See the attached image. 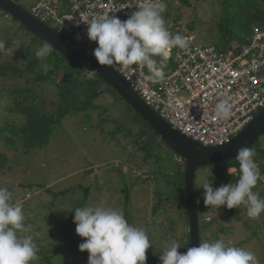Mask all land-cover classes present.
Wrapping results in <instances>:
<instances>
[{
    "label": "trees",
    "instance_id": "obj_1",
    "mask_svg": "<svg viewBox=\"0 0 264 264\" xmlns=\"http://www.w3.org/2000/svg\"><path fill=\"white\" fill-rule=\"evenodd\" d=\"M181 1L183 4H190L189 0ZM214 1H219L220 5L222 4L221 7L225 5L228 11L224 12L223 18L216 25L212 24L214 28L212 32L210 31V35L207 34V38L208 42L220 45L222 52L232 49L235 43L243 46L252 37L255 27L264 26V0ZM229 4L233 6L232 11L229 10ZM0 17L4 20V23L0 22V40L5 42L6 49H13L11 53L0 52V142L4 140L2 147L9 151V153L2 151L0 147V166L5 168V164H10L9 155H12L15 161L20 162L19 165L32 168L34 166L32 160L37 159V156L50 146L51 139L68 119L79 118V122L89 123L91 128L97 118L102 143L108 146L113 143L115 151L124 156L123 159L115 160L127 161H124L122 165L117 164L118 162L116 165L114 163L110 170H106V166L110 163L102 167L104 169L102 178L107 179L104 187L108 186V183H113V179L115 181L119 179L116 183H121L118 185L119 188L120 185L124 186L121 192L125 195L122 209L121 202L118 203L119 210L133 226L136 221L130 208L131 194L135 185L132 181L147 185L150 183L155 187L153 195L156 203L153 206L152 218H156L158 213H161V219L160 217L154 219L150 222V226L147 225L148 223L146 227L142 226L152 245L154 244L153 250L146 253V264H161V251L166 241L178 242L181 245L178 251L186 252L187 248L191 247V243L185 195V161L177 162L175 159L177 154L103 80L97 76L89 78L87 70L54 50L43 60L37 58L36 50L44 43L1 9ZM188 29L193 30V27L188 26ZM6 35L7 38H5ZM122 104H126L127 107H122ZM121 116L127 117L131 124L124 122ZM90 133L93 134L92 129ZM258 141L252 149L255 151L254 159L260 173L264 176V144L259 145ZM165 151L173 154L172 161L175 166L166 158ZM125 163L129 166V172L123 171L126 167ZM146 166H151L153 170L144 171L148 168ZM208 168L214 169V174L208 179L214 188L228 183L235 184L239 176L238 161ZM228 168H235L237 171L230 176L227 172ZM12 169L10 164L1 174L5 176ZM134 172H139V176L135 177ZM130 175L134 176L133 180L127 179ZM96 176L93 180L98 178ZM95 182L98 183L96 180ZM5 183L6 187H11L9 191L14 193L16 188ZM162 184L167 188L165 191L161 189ZM40 186L42 184L29 183L23 187L33 190ZM97 187L96 190L99 193L103 192ZM253 190L260 198H264V180L259 181ZM70 191L72 189L59 193L49 190V193L56 199L58 196H66ZM85 191V200H87L90 188ZM195 193L200 218V243L214 242L218 239H224L227 242L229 223L234 221L232 218L236 222L239 219V213L235 212V208L206 207L203 194L198 190L196 182ZM34 199L29 200L26 205V209L31 211L30 214L33 213L35 219L40 220L47 211L46 216L43 217L45 222L49 226L56 223L48 212L52 211L50 207L55 204L46 205L41 202L32 205L30 201ZM96 202L98 207L102 206V201L97 199ZM108 205L110 203L106 207ZM78 207H84V203L77 201L75 209ZM71 214L72 217L68 223H57L64 232H69L74 225V211ZM210 216L213 219L207 221L206 218ZM228 216L231 218L229 219ZM29 224L27 218L25 225ZM262 229L264 230V221L255 225L253 235L260 239L258 248H262L259 250L262 252L264 263V231L261 232ZM52 232V236H55V232L58 231L54 229ZM245 243L240 242L235 246L240 247ZM72 246L73 250L68 251ZM44 249L37 254L42 256L38 264H76L77 261L88 264L89 254L86 251L81 252L77 240L70 237L68 241L58 239ZM79 253L84 257L81 260L76 257Z\"/></svg>",
    "mask_w": 264,
    "mask_h": 264
},
{
    "label": "clouds",
    "instance_id": "obj_2",
    "mask_svg": "<svg viewBox=\"0 0 264 264\" xmlns=\"http://www.w3.org/2000/svg\"><path fill=\"white\" fill-rule=\"evenodd\" d=\"M116 6L95 15L91 20H79L87 25V36L98 46L93 55L100 66H108L117 72L134 75L137 70L147 69V78L153 82L165 80L163 67H157L154 57H161L162 63L171 57L173 48L186 49V37L173 35L165 26L163 13L167 5L164 0H144L136 5L137 11L122 21L112 15L121 9ZM29 12V11H28ZM55 31V30H54ZM13 52L0 40V52ZM53 51L52 45L44 43L35 55L43 60ZM94 78L96 70H89ZM217 120H227L232 114L228 100L215 105ZM255 151L251 147L238 150L235 159L239 163V176L235 184L228 183L214 188L212 183L202 186L206 207L227 209L244 206L251 219H258L264 213V198L253 189L264 180L256 163ZM237 169L228 168L230 176ZM12 194L0 187V264H32L37 259L38 246L31 235H22L27 229L22 204L11 203ZM73 223L76 234L83 238L79 244L81 252L87 251L88 264H146L147 250L152 247L146 231L130 224L122 211L101 207H78L74 210ZM176 241L165 242L160 256L161 264H258L254 253L230 245L224 239L199 243L181 253Z\"/></svg>",
    "mask_w": 264,
    "mask_h": 264
},
{
    "label": "rangeland",
    "instance_id": "obj_3",
    "mask_svg": "<svg viewBox=\"0 0 264 264\" xmlns=\"http://www.w3.org/2000/svg\"><path fill=\"white\" fill-rule=\"evenodd\" d=\"M14 1L24 7L27 11H31L37 2V0ZM164 2L167 5V8L163 13L165 26L173 35L180 34L182 36H191L194 38L197 45H213L217 50L221 51L222 48L220 45L215 44V42H213V44L210 43V41L208 42L207 34L210 35L214 25L223 18L222 16L224 15V12L228 11L225 9V5L224 7H221L222 4L220 5L219 1L214 0H189L190 4H183L181 0H164ZM229 10H233L231 4H229ZM0 22L4 23V20L1 17ZM188 26H192L193 30H189ZM260 28L264 29V26H260ZM7 37L8 36L6 35L5 38ZM233 45V47L241 48V45H236V43ZM159 59L161 60V58ZM178 96L185 95L180 93ZM125 106L126 104H122V107ZM121 118L124 122L131 124L127 117L121 116ZM98 121L99 119L96 118L93 122V126L90 128L91 124L79 122V118L68 119L63 126L58 129L57 134L51 139L50 146L42 151L39 156L36 155L38 157L37 159L32 160V163L34 164L32 168L19 165L20 162L18 160L15 161V158L12 155H9L11 159L9 162L13 168L11 172L3 176L1 172L6 170L10 164H5V168L0 166V187L9 190L11 187L5 186V182H7L16 188L15 192L11 193L12 201L10 202L22 204L25 220L28 218L30 223L29 225H26L27 230L22 233V235L33 236L34 242L39 249L38 252H43L45 250L44 248L55 243L58 239L68 241V238L70 237L77 240L78 244L84 242L83 238L76 234L75 224L69 232H64L57 224H65L69 222V219L72 217L71 213L74 211L77 201L83 202L84 206L95 208L99 206L96 202V200L99 199V201H102L101 208H112L117 210H119L118 203L121 202L120 207L121 209L123 208L125 195L121 190H123L124 186L120 185L119 188L118 185L121 183H116L119 179L117 181L113 179V183H108L109 185L104 187V182H106L107 179L102 178L104 173L102 167L110 163L106 166V170H110L114 163L116 165L118 162L117 164L122 165L126 160H115L120 158L123 159L124 156L119 155L115 151L113 143L109 144L110 146L102 143L101 136L99 135L100 130L98 129ZM91 129L93 134L90 133ZM3 141L0 142V147L3 146ZM258 144H264V135L259 138ZM1 149L2 151L9 153L5 148L2 147ZM165 155L167 159L172 161V153L165 151ZM139 162L142 163L141 160H139ZM173 164L175 163L172 161V165ZM124 165H126V167L123 168V171L129 172L130 169L128 164L125 163ZM146 167L148 168H145L144 171L153 170L151 166ZM212 174H214L213 168H201L197 171L196 185L202 194L204 192L202 186L205 182H208V179ZM134 175L135 177H138L139 172H134ZM95 176L98 178L93 180V177ZM108 177H110V175ZM133 177L134 176L130 175L127 176V179L133 180ZM162 177L163 174L160 178L162 179ZM95 180L98 183H96ZM29 183L42 184V186L39 188L36 187L33 190L29 187H23ZM132 183L135 185L134 190L132 191L133 193L131 194L130 208L133 216H135V226L141 228L142 226H150V222L154 219L159 217L161 219V213H158L156 218H152L153 206L154 203H156L153 195L155 187L150 183L149 185L141 184V182L135 183L133 181ZM97 185L99 187H97ZM96 187L103 192L99 193V191L96 190ZM88 188H90L89 198L85 200V190ZM69 189H72V191L67 193L66 196H58L56 199H54L49 193V190L54 193H59ZM107 189L108 191H106ZM161 189L162 191H165L167 188L162 184ZM31 199H34L33 201H30L32 205L41 202L46 205L54 203L55 206L50 207L52 211L48 212L56 223L49 226L47 222H45L43 217L46 216L45 214L47 211L40 220L35 219V215L33 213L30 214L31 211L26 209V205ZM108 200H110V202H108ZM109 203L110 205L106 207ZM235 212L239 213V219L234 222L235 219L232 218L234 221L229 223L230 228L227 243L235 246L240 242H246L240 247L254 253L258 264H264L262 261V252L259 250H262V248H258L260 239L253 235L255 225L264 221V213H262L258 219H251L248 217L244 206H240L237 209L235 208ZM212 219V216L206 218L207 221H211ZM162 220H164V218ZM54 229L58 231L55 232L56 237L52 236V231ZM263 231L264 230L262 229L261 232ZM179 232H181V230ZM150 243L152 244L151 240ZM153 246L154 244L152 247ZM152 247H150L146 253L152 251ZM72 250L73 246L68 251ZM79 254L76 256L78 260L84 258L83 255ZM41 257L40 254L37 255V259L34 260V263L32 262V264H38ZM76 264L82 263L77 261Z\"/></svg>",
    "mask_w": 264,
    "mask_h": 264
},
{
    "label": "built area",
    "instance_id": "obj_4",
    "mask_svg": "<svg viewBox=\"0 0 264 264\" xmlns=\"http://www.w3.org/2000/svg\"><path fill=\"white\" fill-rule=\"evenodd\" d=\"M143 2L37 0L29 13L93 55L98 45L88 39L87 25L77 21L91 20L116 6L132 5L112 14L124 21ZM184 37L188 47L173 48L166 64L161 57L153 58L158 68L163 67L164 81L149 80L146 68L131 76L118 73L148 106L188 138L206 147L230 144L264 110V29L255 27L247 43L225 52L215 46L197 45L191 36ZM180 93L185 96H178ZM224 99L232 105V114L221 121L216 119L214 109ZM175 159L183 161L178 155Z\"/></svg>",
    "mask_w": 264,
    "mask_h": 264
},
{
    "label": "water",
    "instance_id": "obj_5",
    "mask_svg": "<svg viewBox=\"0 0 264 264\" xmlns=\"http://www.w3.org/2000/svg\"><path fill=\"white\" fill-rule=\"evenodd\" d=\"M0 9L20 22L43 43L52 45L53 50L62 57L73 61L88 72L89 70H96V76L116 91L119 97L139 114L161 140L185 161V195L189 216L190 243L191 247L198 246L200 243V218L195 193L196 173L201 168L237 161L235 157L240 148H252L264 135V110L230 144L222 147L203 146L174 129L144 102L118 72L111 67L100 66L90 52L41 23L20 4L14 0H0Z\"/></svg>",
    "mask_w": 264,
    "mask_h": 264
}]
</instances>
